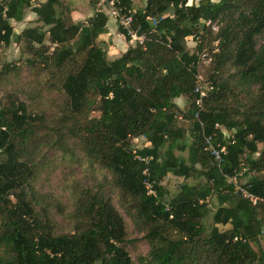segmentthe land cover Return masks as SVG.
<instances>
[{"label": "trees", "instance_id": "16d2710c", "mask_svg": "<svg viewBox=\"0 0 264 264\" xmlns=\"http://www.w3.org/2000/svg\"><path fill=\"white\" fill-rule=\"evenodd\" d=\"M120 1L133 9L132 0ZM26 8L40 25L16 34L12 21ZM132 18L143 43L108 59L96 42L104 13L83 23L62 0H0V43L21 40L37 68L36 88L64 94L44 132L45 120L24 102L0 101V264H134L121 246L125 219L100 183L72 187V230L55 232L49 209L63 212L62 205L33 186L34 159L42 146L68 152L69 139L111 173L121 208L148 243L138 264H264V249L253 248L264 232V0H145ZM203 54L209 61L197 103ZM15 68L5 63L0 78ZM180 96L183 107L174 101ZM137 137L148 145L133 146ZM206 137L224 145L220 159L204 149ZM185 149L186 157L175 153ZM168 173L203 182H182L168 196ZM241 174L256 204L233 192L228 178ZM210 196L218 206L206 226Z\"/></svg>", "mask_w": 264, "mask_h": 264}, {"label": "rangeland", "instance_id": "374dc122", "mask_svg": "<svg viewBox=\"0 0 264 264\" xmlns=\"http://www.w3.org/2000/svg\"><path fill=\"white\" fill-rule=\"evenodd\" d=\"M40 1L41 0H31V3L34 6ZM197 1L198 0H193L195 3H197ZM189 2H192V0H189ZM62 3L63 6L69 10V13L73 10V15L76 19L73 21H81L83 23H86L87 19L90 17V13H94V8L96 6L93 5L92 0H62ZM144 4L145 0H132L133 10L143 7ZM109 19L112 20L113 17L109 16ZM12 25L17 34L26 27L40 25V22L36 21V14L31 8H26L24 10L23 19L21 21H12ZM213 29L215 30V26ZM45 42L48 43V40L45 39ZM96 42L101 45L105 50L106 56L110 58L108 51L110 44L112 45L114 43L113 40L110 39L109 42H104L96 39ZM262 42H264V32L258 37V43ZM121 43H123V40ZM23 45L21 40L16 41L14 39L9 45L0 43V67L5 65V63H8L9 66L16 67L12 71H7V74H4L0 78V101H7V99L13 96L14 99L24 102L31 113L43 117L45 122L40 128L42 129L41 132H44L45 128L52 125V121L58 114L59 108H62L64 94L46 85L36 88L38 77L37 68L26 61L30 55L22 52ZM194 45V41L188 37L186 39L188 50H194ZM208 61L209 57L207 54H203L200 57L198 68L203 77L205 76L204 72L208 65ZM175 100L180 103L182 107L186 102L185 99ZM177 124L187 129V121L179 118ZM184 136L187 137V133ZM132 144L136 147L148 145L143 137L135 138ZM69 147V151L64 152L56 147L42 146L34 159L36 165L33 172V186L39 193L55 195L62 205L63 212H58L53 207L49 209V217L55 232L66 233L72 230L73 222L70 217V212L73 210L72 187L74 185L90 186L100 183V185L103 186V193L110 198L111 202L125 219L126 238L121 246L128 253L133 263L138 264L137 257L147 253L148 243L144 238L143 232L135 227L130 217L121 208L118 201V190L111 173L97 164H90L84 153L75 143H72L71 139H69ZM175 153L186 157L187 149L182 151L176 150ZM246 178L247 175L241 174L238 180L244 182ZM182 182L189 184L203 182V177L201 175H195L183 178L182 176L168 173L162 180V184L167 190L168 196L175 193ZM208 206L210 214L204 218V224L206 226L211 224V213L218 206L214 196L208 198ZM218 227L223 230L228 228L229 225L218 224ZM253 248L256 251L264 249V232L260 234L258 242L253 245Z\"/></svg>", "mask_w": 264, "mask_h": 264}, {"label": "built area", "instance_id": "2783aa9c", "mask_svg": "<svg viewBox=\"0 0 264 264\" xmlns=\"http://www.w3.org/2000/svg\"><path fill=\"white\" fill-rule=\"evenodd\" d=\"M96 12H102L106 15L112 16L117 25L124 29L128 36V42L130 45L142 44L145 36L143 34H138L137 31L132 26V13L133 9H126L124 5L121 4L120 0H96L95 6ZM153 23L156 22L154 18H150ZM198 84L195 87V91L199 93V98L197 103H200V97L204 95V89L202 88L205 85L204 78L201 74L197 75ZM204 83V84H203ZM219 144L214 145L209 137L205 139L204 149L208 150L210 154L213 155L215 160L220 159V154L225 152L224 145L218 147ZM228 181L232 184L233 192L239 194L241 197L247 199L251 204H256L259 197L249 191V184L245 185L238 181L236 176L228 178ZM148 187V192L153 193L152 188L148 182L145 183ZM264 203V199L262 200Z\"/></svg>", "mask_w": 264, "mask_h": 264}, {"label": "crops", "instance_id": "0c3cea01", "mask_svg": "<svg viewBox=\"0 0 264 264\" xmlns=\"http://www.w3.org/2000/svg\"><path fill=\"white\" fill-rule=\"evenodd\" d=\"M94 12H95V8H94ZM93 14L94 13H90L89 16L91 17ZM106 16H107V21L105 24L106 30H105V32H102L98 35L97 40H102L104 42H109L110 39L113 40L114 45L110 44L109 51H108V55H110V58L107 56L108 59H113V58L119 56L120 53L124 52L130 44H129L128 40L125 39L124 35L118 31V26H117V23L115 22V20L114 19L110 20L109 15H106ZM70 17L72 20H76L74 15H73V10L70 12ZM77 20H80V19H77ZM122 40H123V43H121ZM115 44H117V45H115ZM175 99L184 100V98L182 96L175 98ZM175 99H174V101L177 103V105L179 107H182V105L180 103H178Z\"/></svg>", "mask_w": 264, "mask_h": 264}]
</instances>
